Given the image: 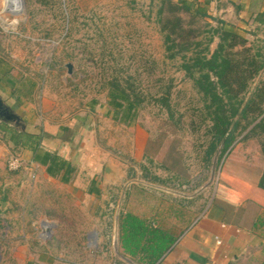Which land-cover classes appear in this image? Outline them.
<instances>
[{
  "label": "rangeland",
  "instance_id": "374dc122",
  "mask_svg": "<svg viewBox=\"0 0 264 264\" xmlns=\"http://www.w3.org/2000/svg\"><path fill=\"white\" fill-rule=\"evenodd\" d=\"M186 1H194V6L202 3ZM13 4L14 9L10 0H0V85L17 97L12 101L23 131L44 132L45 125L61 127L70 116H78L94 123L96 132L86 142L74 132L67 148L43 140V149L64 155L73 167L69 182L63 184L22 155L27 148L16 144L9 129L0 130V264H26L29 255L52 261H118L109 246L116 238L111 232L119 214L138 207L149 213L167 210L163 200L170 195L177 209L191 196L193 205L188 209L195 217L204 203L215 202L227 176L258 179L264 167L260 135L241 139L242 131L227 155L220 156L217 145L206 156L210 122L201 95L178 68L179 60L164 56L155 22L158 0ZM208 16L194 25H215ZM226 23L241 32L232 18ZM247 27L246 46L264 59V26ZM215 43L216 38L210 50ZM111 78L128 80L140 92L131 122L114 118L108 105ZM260 82L264 64L244 97ZM44 92L51 94V102L41 101ZM166 93L168 108L158 100ZM89 140L95 148L84 147ZM13 156L21 166L10 170L7 163ZM112 167H119L122 174L114 185L107 182ZM95 183L98 192H87ZM182 224L167 221L165 227L177 231Z\"/></svg>",
  "mask_w": 264,
  "mask_h": 264
},
{
  "label": "trees",
  "instance_id": "16d2710c",
  "mask_svg": "<svg viewBox=\"0 0 264 264\" xmlns=\"http://www.w3.org/2000/svg\"><path fill=\"white\" fill-rule=\"evenodd\" d=\"M187 16V19L182 17ZM208 16L204 6L194 1L158 0L155 22L161 35L165 58L177 59L178 68L201 95L203 109L209 120L210 135L206 156L220 145L219 155L230 151L236 135L245 131L241 139L250 134L260 135L259 150L264 159V82L254 87L245 98L249 82L263 68L264 59L251 53L246 39L227 23L216 18L215 25L204 23L196 26L198 18ZM216 38L215 47L209 44ZM107 102L114 111V118L131 122L141 100L128 80H107ZM158 100L168 108V95ZM119 114V117H117ZM11 131L18 141L32 153V160L44 167L47 175L67 182L73 167L55 150L43 149L42 142L52 136L42 130H17L0 122L2 132ZM257 188L264 191V167L257 179ZM118 239L123 250L137 256L139 262L153 264L169 247L172 238L165 232L151 227L137 216L123 212L118 217Z\"/></svg>",
  "mask_w": 264,
  "mask_h": 264
},
{
  "label": "crops",
  "instance_id": "0c3cea01",
  "mask_svg": "<svg viewBox=\"0 0 264 264\" xmlns=\"http://www.w3.org/2000/svg\"><path fill=\"white\" fill-rule=\"evenodd\" d=\"M198 1L202 2L200 5H203L211 16L220 18L225 23L229 18L230 20L232 18L233 24L242 32H237V34L243 38H246L243 33L248 29L247 24L251 28L264 26V0ZM6 81L8 82L7 79ZM34 91L35 89L32 90V95ZM10 92L5 91L0 85V97L17 113L12 101L17 97H13ZM50 98L51 94L44 92L41 101L51 102ZM77 131L86 142L92 134H95L96 128L94 123L78 116H70V120L68 119L61 127L44 126V132L52 136L49 140L57 141L63 148L71 146L73 133H77ZM65 132L68 133L63 135ZM90 145L95 148L90 140L85 143L84 147L89 148ZM1 147L0 145V149ZM142 150L143 148H141V153ZM22 155L26 159L32 160L30 150H23ZM60 156L68 160L64 155ZM33 162L41 166L44 174L51 178L46 174L42 165ZM119 169V167L109 169V173H111L109 175L111 180L107 181L109 184H117L118 177L122 175ZM235 177L227 176L228 179L218 187L215 202L207 205L204 203L195 217L188 209L193 205L191 196H186L185 200H181L180 205L183 206L178 209L176 201L170 195H166L163 202L169 205L164 207H167V210L160 208L159 212L149 213L138 207L135 211H127L172 238L167 250L153 264H264V191L257 188V180H247L246 176L238 177V179ZM97 187L98 185L95 183L87 189V192L96 193L98 192ZM171 193L172 191H170ZM214 198L215 196L212 201ZM178 220L183 223L179 230L174 231L165 227L167 221ZM111 236L116 238L111 241L109 247L117 255L118 261L90 259L76 262L65 258L60 261H52L48 258L33 259V255H29L25 262L26 264H146L139 262L137 256H130L123 250L118 239V227L111 232ZM217 239L218 242L215 241ZM106 247L108 246L106 245Z\"/></svg>",
  "mask_w": 264,
  "mask_h": 264
},
{
  "label": "water",
  "instance_id": "95a60500",
  "mask_svg": "<svg viewBox=\"0 0 264 264\" xmlns=\"http://www.w3.org/2000/svg\"><path fill=\"white\" fill-rule=\"evenodd\" d=\"M68 67V66H67ZM69 71V68L68 70ZM0 122L6 124H12L14 127H20L22 130L24 124L21 122L20 116L13 111V109L7 105L0 97Z\"/></svg>",
  "mask_w": 264,
  "mask_h": 264
},
{
  "label": "built area",
  "instance_id": "2783aa9c",
  "mask_svg": "<svg viewBox=\"0 0 264 264\" xmlns=\"http://www.w3.org/2000/svg\"><path fill=\"white\" fill-rule=\"evenodd\" d=\"M11 1V0H10ZM8 168L10 170H15L17 169L20 165V161H19V158L16 157V156H13V157H10L9 160H8ZM216 242H218V239L215 240Z\"/></svg>",
  "mask_w": 264,
  "mask_h": 264
},
{
  "label": "bare ground",
  "instance_id": "6f19581e",
  "mask_svg": "<svg viewBox=\"0 0 264 264\" xmlns=\"http://www.w3.org/2000/svg\"><path fill=\"white\" fill-rule=\"evenodd\" d=\"M13 1H15V4L17 3V0H11L10 3H11V7L14 9V4H13Z\"/></svg>",
  "mask_w": 264,
  "mask_h": 264
}]
</instances>
